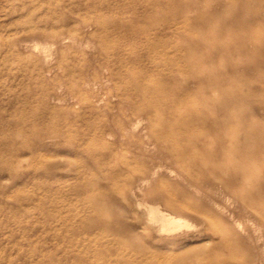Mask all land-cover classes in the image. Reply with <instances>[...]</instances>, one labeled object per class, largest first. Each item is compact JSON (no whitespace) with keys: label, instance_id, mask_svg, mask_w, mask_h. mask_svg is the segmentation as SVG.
<instances>
[{"label":"rangeland","instance_id":"rangeland-1","mask_svg":"<svg viewBox=\"0 0 264 264\" xmlns=\"http://www.w3.org/2000/svg\"><path fill=\"white\" fill-rule=\"evenodd\" d=\"M124 1L0 0V264H178L179 260L182 264H209L210 259L225 253L207 248L219 237L214 226L189 217L192 228L185 232L196 236L186 242L169 243L170 237L155 230L145 215L148 202L138 204L132 190L124 199L122 188L130 179L119 169L124 155L105 156L110 143L116 145L115 138H95L90 143L99 113H92L84 104L86 96L80 86L69 81L58 86L62 72L55 56L48 65L54 68L44 73L39 52L30 44L39 32L49 36L76 33L82 37L87 29L93 31L98 26L83 27L81 22L89 17L102 20L98 30L104 32L113 18L131 15ZM261 1L241 4L239 0H174L170 8L164 0L152 1L156 9L167 14H176L179 5L196 4L179 18L186 19L187 24V33L182 36L189 35L193 48L203 49L220 67L229 101L223 117L238 136L245 125L248 133L254 131L253 125L243 120H251L252 110L264 117V111L255 103L264 100L263 41L257 37L264 35V19L254 21L255 4ZM201 13L213 17L209 25L196 21ZM142 21L150 26L163 25L156 17ZM60 48L68 50L66 46ZM109 50L112 58L122 60L114 47ZM109 67L118 73L124 69L119 63ZM43 87L48 93L55 92L61 101L55 103L43 97ZM106 91L102 88V92H96ZM234 95L239 99L233 105L230 96ZM69 129L75 133L71 139L65 137L45 145L47 135ZM71 144L78 147L77 154L64 149ZM58 154L68 157L69 162L58 163L54 158ZM47 157L57 162L49 173L41 162ZM13 158L18 159L19 166L10 173L5 167ZM98 163L104 164L102 170L97 168ZM118 203L127 214L118 213L114 207ZM102 209L111 210L109 218ZM126 222L134 234L149 242L147 251L125 241ZM161 251L167 252L170 259L158 255L159 261L152 262L150 256Z\"/></svg>","mask_w":264,"mask_h":264},{"label":"bare ground","instance_id":"bare-ground-1","mask_svg":"<svg viewBox=\"0 0 264 264\" xmlns=\"http://www.w3.org/2000/svg\"><path fill=\"white\" fill-rule=\"evenodd\" d=\"M152 1H124L131 15L113 18L104 32L98 30L103 21L89 17L81 22L83 27L98 26L93 31L87 29L82 37L76 33L49 36L36 32L30 44L39 52L44 73L54 68L48 65L55 56L62 72L57 85L62 87L69 81L80 86L86 96L84 104L92 113H99L90 143L95 138L99 141L115 138L116 145L110 143L105 156L124 155L119 169L130 178L122 188L124 199L132 190L138 204L142 200L148 202L145 215L155 230L170 237L167 242H186L195 237L196 234L185 232L192 225L189 217H193L214 226L219 234L207 248L225 251L210 259L209 264H264V117L252 110L251 120L246 117L243 120L253 125L254 131L248 133L245 125L242 135L232 133L233 125H228L223 117L229 101L220 67L203 49L193 48L189 35L182 36L187 33V24L186 19L179 18L196 4L179 5L176 14H167L156 9ZM248 2L239 0L241 4ZM164 3L170 8L174 0ZM113 7L116 9L118 5ZM262 12L264 0L255 4L254 21H263ZM152 17L160 19L163 25L143 23L142 20ZM212 18L203 13L195 17L205 25ZM257 37L263 41L260 52H264V35ZM62 46L69 51H63ZM110 47L117 50L122 60L112 58ZM116 63L124 67L123 72L109 67ZM102 88L107 91L96 92H102ZM47 90L43 87V97L55 103L61 101L55 92ZM238 99V95L230 96L233 105ZM255 103L264 111V100ZM72 130L47 135L45 145L65 137L71 139L75 135ZM64 149L73 154L78 152L76 144ZM54 158L58 163L70 160L61 154ZM10 160L5 169L14 173L19 161ZM41 162L46 173L57 163L49 157ZM96 166L104 168L103 163ZM114 207L119 214H127L119 203ZM101 211L108 218L112 213L108 209ZM125 225L128 231L125 241L147 251L149 242L134 234L128 222ZM154 254L150 256L152 262L159 261L158 255L166 261L170 259L165 251ZM182 262L179 260L178 264Z\"/></svg>","mask_w":264,"mask_h":264}]
</instances>
